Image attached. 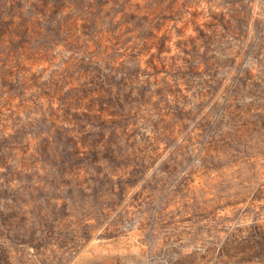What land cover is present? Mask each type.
<instances>
[{
	"label": "rangeland",
	"instance_id": "obj_1",
	"mask_svg": "<svg viewBox=\"0 0 264 264\" xmlns=\"http://www.w3.org/2000/svg\"><path fill=\"white\" fill-rule=\"evenodd\" d=\"M0 264H264V0H0Z\"/></svg>",
	"mask_w": 264,
	"mask_h": 264
},
{
	"label": "trees",
	"instance_id": "obj_2",
	"mask_svg": "<svg viewBox=\"0 0 264 264\" xmlns=\"http://www.w3.org/2000/svg\"><path fill=\"white\" fill-rule=\"evenodd\" d=\"M257 243L259 244L260 247H262V243L259 241H257Z\"/></svg>",
	"mask_w": 264,
	"mask_h": 264
}]
</instances>
